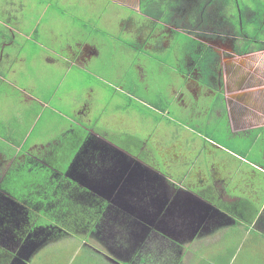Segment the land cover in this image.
I'll return each mask as SVG.
<instances>
[{
  "label": "rangeland",
  "instance_id": "rangeland-1",
  "mask_svg": "<svg viewBox=\"0 0 264 264\" xmlns=\"http://www.w3.org/2000/svg\"><path fill=\"white\" fill-rule=\"evenodd\" d=\"M119 1L126 5L100 0H0V45L5 41L3 38L11 39L10 32L4 27L7 23L4 22L13 20L12 23L21 31V34L15 33L17 39L12 45L13 49L22 52L26 58L25 63L21 62L20 68L17 65L15 72L10 73L8 78L13 82L16 80L15 85L27 90L38 101L28 102L27 93L0 81L2 126L13 125L19 135L28 132L20 155L34 144L48 145V148L56 144L73 147L63 142H72L77 136L82 138L83 148H91L93 144L98 147L100 143L108 142L151 164L156 161L163 163L157 166L161 168L160 171L174 176L177 167H165V161L177 159L191 165L190 159L196 160L197 169L201 167L204 178L219 174L225 180L228 193L234 198L243 196V199L251 202V208L247 210L246 217H236L237 224L234 226L203 227V237L216 236L214 239L218 240L211 245L206 243L201 248L198 244L190 245V251H198L193 252L196 257L194 264H264V232L250 224L257 210L261 211L264 201V171L251 166L254 160L264 167V128H257L249 134L233 133L227 115L224 112L222 116L214 114L215 109L221 111L214 108L223 104L217 102L220 94L199 93L194 96L184 89L178 99L177 95L187 78L189 64L186 59L190 55H198L195 47L201 45L193 37L194 33L186 32L189 31V23L185 21L184 25L172 28L163 43L153 37L148 41V29L139 32L142 25L139 24L143 21L147 25L150 21L141 6L139 8V0ZM232 3V0H227L225 9L229 16L237 17L238 21L240 7ZM246 4L252 10L244 15V22L249 18L247 14L252 19L255 17L254 12L258 14L264 11V0H239L242 8ZM217 9L219 6L213 1L208 16L203 21H196L197 30L204 31L207 25L219 28L221 19ZM178 17L182 22L180 13ZM125 20H130L131 27L122 25ZM261 23L263 30L257 28L261 26L257 22L246 23V27L251 35L264 41V21ZM158 27L161 33L163 26L159 24ZM164 28L169 29L167 25ZM3 31L7 33L6 36L2 35ZM161 34H165V31ZM84 42L96 46L98 54L78 66L77 52L79 44ZM156 42L159 47L151 48ZM257 52L255 55L260 64L258 72L254 74L257 83L253 91L260 90L257 94L261 99L256 100L255 94L250 103L259 109V113H263L264 50ZM259 115L262 124L264 115ZM260 130L262 133L257 137ZM1 138L11 142L0 127V143L5 144ZM81 143L75 142L78 147L73 149L72 159H65L69 166L78 157ZM101 152L108 158L92 162L95 167L102 165L97 169L87 168L90 166L87 160L91 153L86 155L85 152L79 160L76 159L70 174H66L69 167L66 170L65 175L74 178L81 192L85 193V197L82 193L78 197L88 207L79 209L74 215L69 214V209L65 211V208H60L63 216L74 218V221L65 224L71 230L67 234L55 231L57 239L40 247L39 239L45 238L49 231L38 227L35 232L37 236L33 237L35 239L23 242L28 249L36 247L31 253L33 255L29 264H81L82 261L87 264H109L102 258L91 262L89 256L96 252L87 245L106 252L105 245H109L103 241L112 237L118 239L119 246H122L119 249L125 253V229L134 221L130 220V212L121 209V200L116 203L114 195L110 198L105 196L104 185L108 183L103 176L104 173L111 176L112 167L115 171L120 169L121 165L115 162L120 161L123 154L108 150ZM181 152L189 155V160L183 158ZM13 153H16L15 149ZM82 161L84 164L79 166ZM62 179L65 183L61 187H64L68 179ZM23 186L29 188L27 184ZM169 186L171 190V184ZM198 186L195 183L192 187ZM37 187L32 185V188ZM19 192L24 194L22 187H19ZM33 193L38 194L37 191ZM3 201L5 199L0 198V202ZM96 202L107 203V209L102 213L95 234L88 237L83 232L85 222L81 220L88 216L85 211ZM138 204L144 207V201ZM150 220H155V217ZM142 221L141 218L138 223ZM184 231L187 232V229L184 228ZM11 234V231L0 228V239H4L5 244L14 242L15 237ZM194 236L195 233L191 234V237ZM159 241V238L154 240L152 252L155 255L154 259H148L150 264L162 262L157 257L162 254L159 253Z\"/></svg>",
  "mask_w": 264,
  "mask_h": 264
},
{
  "label": "flooded vegetation",
  "instance_id": "flooded-vegetation-1",
  "mask_svg": "<svg viewBox=\"0 0 264 264\" xmlns=\"http://www.w3.org/2000/svg\"><path fill=\"white\" fill-rule=\"evenodd\" d=\"M175 1H179L178 4L173 6L171 5L172 8H168V11L172 12L171 16H169L168 14H163L164 12H161L162 14H159V16L149 15L148 13H145L146 17H148L150 21L147 25H145V22L142 21L139 24H142L139 27V32H145L144 30L148 29V31H146L149 33L147 37L148 41L151 37H153L154 39L159 40L160 43H163L165 41V38H167V35L171 34L172 28H178L180 25H184L185 21L189 23V31H184L188 33L190 32L191 34L194 33L193 37L201 45L195 47V50L198 51V55H190V57L186 59V62L189 64V66L187 67L188 72L186 73L187 78L185 80L184 87L178 93L177 98H181L184 89H187L194 96H198L199 93H202L203 95L220 94L217 98V102H223V104L214 106V108H219L221 111L215 109L216 112L214 114L222 116V112H224L228 117L229 127L233 133L249 134L251 131L256 130L257 128L263 129L264 123L261 124L262 118L259 114L264 115V112L259 113V109H256L253 103H250V101L248 100L245 101L247 92L242 93L238 91L236 94L234 92H229L231 91L232 87L229 85L230 83L227 81L225 74L227 71H230L231 62L224 59V57L229 55V53H223L217 47V44L224 43L226 46L231 47L233 56H243L256 51L246 53H240L237 51L236 45L241 42L243 37L245 38L247 34L243 32L242 29L241 31L236 29V26L232 24V21L229 19V17L231 16L228 15L225 9L226 0H203L204 4L201 6V8H199V6L202 0H199L196 7L193 6L194 3L198 0ZM213 1L215 2V5L219 6V10L217 9V15H219L221 19V23L220 25H218L219 28L207 25L205 26L204 31L197 30L198 24L196 21L198 19L203 21L205 17L208 16L207 12L212 10ZM233 1L234 3L232 4L238 5L239 7V0ZM184 2H186L187 5H185ZM140 3L141 0H139L138 3L139 8ZM221 7H223V9H221ZM251 10L252 8L248 10V13ZM179 13L180 17L183 18L182 22H180L181 20H179V17L177 18ZM247 15L249 18H251L250 14ZM238 16L241 17L242 14L239 13ZM239 21H241V19ZM159 24L163 26V30H161V33L165 31V34H161L159 32ZM166 25L169 29L164 28V26ZM141 35L142 33H140V36ZM157 43L158 42H156V45L154 46H149H151V48H158L159 46L157 45ZM207 48L212 49L213 52L208 53ZM211 58L215 59V63L211 62ZM227 82L229 84H227ZM249 86H252L251 83L249 84ZM235 97H244V100H242L241 98L236 99ZM180 101L183 100L181 99ZM232 118L233 121H231ZM261 130L258 131L256 135L257 137L260 135V133H262ZM180 154L183 155V158H189V155H186L183 152H181ZM136 158L140 159L138 156H136ZM190 161L192 162L191 167L184 161L176 162L177 170L175 176H178L177 178H175L174 174H169L168 180L169 178H173L176 183L171 184V187L174 188V191H177L179 188L193 190L195 193L205 198L206 201L209 202L212 206H214V204L217 205L220 209L224 210L231 216H241L243 218L246 217L245 215H247V210H250L251 208V202H247L241 196L234 198L233 195L228 193L224 185L225 180L219 177V174H214L212 178L211 176H209L208 178H204L203 174L200 172L201 167L197 169V161H193L192 158L190 159ZM29 162L30 164L26 166L39 167V164L44 161L41 160L40 157H35L30 158ZM253 163L254 164H251V166L258 167L256 169L264 171V167H262L261 164H258L254 160ZM162 164L163 163H159L156 161V163L153 165L154 168H156L158 165ZM58 177V174H56L55 176L51 175L50 178L57 179ZM65 177L67 176L65 175ZM195 183L199 185L198 188L192 187ZM41 192L42 191H38L37 195L33 196L32 198H25L24 200L5 199L4 202H0V228L6 231H11V235L16 238L13 239L14 242H11L9 244H5V240L0 239V264H24V257L31 255V248L34 253L36 247H30V249H28L27 245L23 244V242L27 243L32 239H35L33 237L37 236L35 232L38 227H40L41 230L49 231L45 238L39 239V241H41L39 247L43 243H47L57 239L56 235L58 234H55L56 232H63L67 234L68 230H71L65 225L67 224L64 223L65 220L59 221V219H56L54 222L50 223H37L38 220L36 219L35 215H38L37 213L42 210L47 211L49 205V203L44 204V202H48V191L44 189L43 194H41ZM96 203L97 204L95 205H91V207H94L92 218L90 216L86 219L83 218V222L85 221V224L83 225H86V227L84 226L85 229L83 230V232L86 233L85 235H87L88 237L95 234L96 229L100 226L102 213L107 209V203ZM260 208L261 211L257 210L258 212L252 222H250V224L258 231L264 232V201L262 207ZM95 219L96 221L94 222ZM168 240L170 241V243H172L171 245L174 244L179 246L178 243L172 241L170 238H168ZM172 250L173 249H171V251ZM168 256L169 254L164 255V259L166 261H168ZM171 256L173 255H170V257ZM122 257L125 258V255H122ZM129 264H138V260L132 259ZM144 264L146 263L144 262Z\"/></svg>",
  "mask_w": 264,
  "mask_h": 264
},
{
  "label": "crops",
  "instance_id": "crops-1",
  "mask_svg": "<svg viewBox=\"0 0 264 264\" xmlns=\"http://www.w3.org/2000/svg\"><path fill=\"white\" fill-rule=\"evenodd\" d=\"M103 1L110 3H117L119 4V6L126 5L125 3L120 2L119 0H100V2ZM137 12L140 11L138 10ZM0 22H2L1 19ZM12 22L13 20H11V22H4L7 23L4 27L7 28L8 32H10L11 39L3 38L5 41L0 45V81L2 83L6 82L7 84L12 85L15 88H18L23 92L27 93L28 94L27 96L29 98L28 102L31 100L37 101V98L29 94L27 90H24L21 87L15 85L14 83H16V80L13 82L11 79L8 78L10 73L15 72L16 66L19 65L20 68L21 62L25 63L26 60V58L23 57L22 52H17L13 49L12 45L15 44V40L17 39V35L15 33L21 34V31L20 28H18ZM122 25L123 26L126 25L127 26L126 28H129L131 27V22L130 20H125L122 23ZM37 31L38 29H36V32ZM5 33L6 32L3 31L2 35L6 36L7 33L6 34ZM79 45H80L79 51L77 52L78 66L83 65L86 59L92 57L93 55L98 54V50L95 48L96 46L94 47L92 44H89L88 42L86 43L84 42ZM7 47L10 48V50ZM217 47L223 53L225 54L229 53V55L224 57V59L231 62L230 71H227L225 74L227 81L230 83L229 84L227 82V84H229L232 87L231 91L229 92H234L236 94L238 91L242 93H246L248 91L246 93L245 101L247 100L253 101L255 98V94L257 96L256 100L261 99L258 95L259 94L258 92H260V90L253 91L257 83L254 74L258 72V67L260 64L258 59L256 58L257 55H255L258 52L256 51L251 54H247L243 56H233L232 48H227V46L224 43H218ZM16 49L18 50V48ZM69 50L73 51L72 47H69ZM21 73H23V71ZM248 83L249 84L251 83L252 86H249ZM249 90L252 92H250ZM244 97L243 98L235 97V98L236 99L241 98L242 100H244ZM231 121H233V118ZM0 127L2 128L3 134L8 135L11 141L10 143H8L6 139L1 138L4 140L5 144L0 143V198L13 199L16 196L12 194V192H10L9 189H7L8 186V184H6L7 181L16 179L15 177L20 178V174L16 176L17 174L15 173V171L19 172V169H21L22 165L26 166L30 164L29 162L30 158L39 157V155L37 156L36 154H38L39 151L41 152L46 150V147H48V145L40 146V144H34L31 146V148H28L23 154L20 155V151L23 149L26 143L28 132L27 133L24 132L23 135H19L16 131V128H14L13 125H10L8 127H3L1 122H0ZM82 143L80 145L81 150H79L78 157L74 158L71 161V163L73 161L76 162V159L79 160L80 157L85 155V152L86 155L87 154L89 155L91 153L90 157L87 160V162L90 165L87 168H89L90 170H95L98 167L102 166L100 165L98 167H95V165H93L92 162L94 161L100 162L108 158L102 154L101 151L103 149L113 152L116 148H118L108 142H105V144L100 143L98 147H95V144H93L92 145L93 147L91 148H87V147L83 148ZM13 149H15L17 154L13 153ZM82 152H84L83 155ZM127 153L130 154L129 152ZM101 155H103L104 158H102ZM41 160H43L44 162H41L40 165L44 166L47 164L45 159L41 158ZM83 160L85 162V159ZM138 160L144 163L145 165L149 166L151 170L154 172V176H151L152 183L148 187V189L145 190L144 193H138L130 196L132 203L136 204L139 207H140V204H138L139 201L141 200L144 201L145 209H143L142 211L139 209L130 211L131 213L130 220L134 221V223H130V225L125 229V234H127L125 238L127 239V243H126L127 246L126 247L124 246L125 253H122L120 251L119 248H121L122 246H119L118 239L111 236L112 238L110 239H106L104 241L101 240V242L102 241L105 243L107 242L109 245V246L105 245V251L107 253L103 252L104 250L102 249H98V247L95 248V246L93 245L91 246L87 245L91 249H93V251L96 252L94 253V255L96 256L94 255L89 256V259H92L90 261L92 262L93 260H99L100 258H102L103 260L107 261V263L109 264H124V263L129 264V262L132 259H136L138 261L140 260L141 264H144V262L146 264H149L150 261H148V259H154L153 255H155V253L152 252L153 247H155L154 240L156 238H159L161 249L160 247L158 248L160 250L159 253L162 254L157 257H159V259L162 260L161 264L167 262L164 259V255L166 254H169L167 260L169 259L170 255H173L174 257L177 256L179 258L180 261L179 264H194L195 263L194 259H196V257L193 252H198V251H190L189 246L192 244H198V247L201 248L202 246H205L206 243L208 245H211L213 242L218 240V239H214L217 238L216 236L211 238L210 236L203 237V227L206 226L214 227L215 225L219 226V228L220 226H228V225L234 226L235 224H237L236 217L231 216L230 214L220 209L215 204L214 206H212L209 202L206 201L205 198L201 197L193 190L180 189V188L177 191H174V188L170 190L169 184H174L175 181L173 180V178L171 179L169 178L168 180L169 174H165L161 172L160 171L161 168L158 167L154 168L153 164L143 159H138ZM84 162L82 161L81 163H79V166H82ZM176 162L177 159L173 161L169 159L165 161L164 166L177 167ZM170 170L171 169H169V171ZM175 170H177V168ZM144 180L145 178L143 179V182ZM28 186L29 188L24 187L23 196L26 198H32L33 196L37 195L34 194L33 192L34 191L36 192L38 189L32 188L31 184ZM32 190L34 191L32 192ZM82 194H83L82 196L84 197L85 193ZM185 197H188L190 201L193 202V206L191 209L186 210L187 202L185 200ZM198 205H200V207H197ZM150 207L152 209H150ZM126 217L129 219L128 216ZM151 217H155V220L151 221L150 220ZM141 218L143 219V221L141 222V224H139L138 222L139 220H141ZM224 222L226 224H224ZM166 227L168 229L175 230L171 236L166 234V232L168 231ZM184 228L187 229V232L184 231ZM193 233H195L196 236L191 237V234ZM168 238L178 243L180 248L177 245L174 244L171 245L172 243H170ZM82 239L84 240V238ZM90 239L91 238H89V241ZM48 243L49 242L44 243L42 245L44 246ZM171 249L173 250L171 251ZM163 252L165 253L163 254ZM32 255L30 260L32 259ZM122 255H125V258H123ZM81 264H87V263L82 261Z\"/></svg>",
  "mask_w": 264,
  "mask_h": 264
},
{
  "label": "trees",
  "instance_id": "trees-1",
  "mask_svg": "<svg viewBox=\"0 0 264 264\" xmlns=\"http://www.w3.org/2000/svg\"><path fill=\"white\" fill-rule=\"evenodd\" d=\"M233 1V0H232ZM179 2V1H178ZM177 1L175 0H141L140 6L141 9L145 11V13H148L149 15H156L159 16V14H162L161 12H164L163 14H168L169 16L172 15L171 11H168V8L171 7V5H176L178 4ZM234 3V1H233ZM204 4V1L202 0L199 8ZM227 5V0L225 2ZM164 6V8H163ZM239 9L241 10L242 16H238V21L237 17H229V19L232 21V24L235 25L236 29L240 30L242 29L243 32H245L247 35L245 38L243 37L242 41L239 42L236 45V49L240 53H246V52H251V51H257V50H262L264 49V41L258 40L257 36L251 35L249 31L247 30L246 23H259L261 26H257V28L261 27L263 30L262 26V21H264V11L255 12V17L254 18H247L246 22H244V15L248 12V10L251 8L249 5H244L243 8L239 5ZM172 8V7H171ZM170 18V17H169ZM166 19V18H165ZM241 19V21H239ZM208 53H212L213 50L207 48ZM211 62L215 63V59L211 58ZM75 142H78L79 144L82 142V138L75 136L74 140L72 142H66V140L63 143H67L68 146H73V147H61L59 144H56V146L53 147H46V150L44 151H39L37 156L41 157L42 159H45L47 162L46 165L42 166L39 164V167L36 166H22L21 169H19V172L15 173L18 176L20 174V178L15 177L16 179H12L10 181H7L6 184H8L7 189L14 194L17 199L24 200L26 197H24L22 193L19 192V187H22L24 190L23 185L28 184L31 186L34 184L38 185L37 187V193L38 191H42L41 194H43L44 189H46L48 192V210L47 211H40L36 215V219L38 220V224L42 223H50L54 222L56 219L60 220H65L64 223H70L74 221V218L72 217H66L63 216L60 213V208L67 211L69 209V214L74 215V213H77L78 210L83 209L87 205L82 203L79 200V197H81L79 194H81L82 189L78 186V184L72 180L71 178L65 177V172L69 167V164L67 161L71 160L74 155V148L78 147L76 146ZM75 145V146H74ZM78 150V149H77ZM66 158H70L67 161L65 160ZM58 174L57 179H51V175H56ZM14 175V174H13ZM55 178V177H53ZM64 178L65 180L68 179L67 185H64V187H61L64 182L62 179ZM20 179V180H19ZM62 181V182H60ZM60 185L55 187V185ZM77 195V196H76ZM79 196V197H78ZM75 197V198H74ZM85 197V196H84ZM61 199V200H60ZM57 200H60L59 202H56ZM63 202V203H62ZM94 204V203H93ZM97 204V203H95ZM94 204V205H95ZM100 204V203H99ZM64 206V207H63ZM88 207V206H87ZM94 207L90 206L88 210L85 211V214H88V216L83 217V218H88L89 216L92 218ZM90 211V212H89ZM85 214L83 216H85ZM83 218L81 221H83ZM96 219L94 220V222ZM85 222V221H84ZM176 258V259H175ZM151 262H149L150 264ZM179 264V258L177 256H171L167 262L164 264Z\"/></svg>",
  "mask_w": 264,
  "mask_h": 264
},
{
  "label": "water",
  "instance_id": "water-1",
  "mask_svg": "<svg viewBox=\"0 0 264 264\" xmlns=\"http://www.w3.org/2000/svg\"><path fill=\"white\" fill-rule=\"evenodd\" d=\"M113 152L115 154H117V152H120L121 154L124 155V157L122 155L121 160L118 162H115L121 165L118 171H115V168L113 169L112 167L111 176L108 175V173L103 174L104 178L105 179L107 178L106 182L108 183L104 185L105 186L104 194L108 198L114 195L116 203H118L121 200L123 203V206L121 205L120 206L123 211L125 210V211L130 212L131 210H137V209L142 211L145 208L139 207L136 204H133L130 196L138 194V193H144L145 190L148 189V187L152 183L151 176H154V172L151 170L149 166L145 165L144 163L139 161L137 158L131 156L130 154H128L127 152L123 150L116 148ZM74 166H75V162L73 161L71 165L69 166L68 171L66 172L67 175L70 174ZM70 178L72 177L70 176ZM144 178L145 180L143 182ZM72 179L75 180L74 178ZM185 200L187 202L186 210L191 209L193 206V202H191L188 197H185ZM197 207H200V205H198ZM174 231H175L174 229H168L166 234L171 236ZM32 251L33 250L31 248V252ZM30 258H31V255L25 256L23 259L24 264H28Z\"/></svg>",
  "mask_w": 264,
  "mask_h": 264
}]
</instances>
